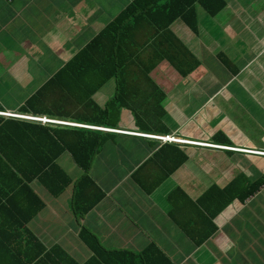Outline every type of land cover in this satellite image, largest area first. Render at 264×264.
<instances>
[{"label": "crops", "instance_id": "0c3cea01", "mask_svg": "<svg viewBox=\"0 0 264 264\" xmlns=\"http://www.w3.org/2000/svg\"><path fill=\"white\" fill-rule=\"evenodd\" d=\"M124 12L126 45L113 34L74 64ZM188 53L198 66L183 76L170 59ZM118 69L152 72L120 79ZM39 92L41 113H20ZM72 103L87 119L66 113ZM252 105L264 113V0H0L1 112L116 131L100 130L85 172L69 149L57 151L53 133L69 140L85 128L26 121L42 126L18 138L9 121L21 119L0 114V264H264V186L220 211L208 200L212 186L264 174V156L251 152L264 151V127L241 120L260 119ZM159 130L199 145L130 134ZM220 133L230 144L214 141ZM52 163L69 178L57 194L50 188L64 176L16 169Z\"/></svg>", "mask_w": 264, "mask_h": 264}, {"label": "trees", "instance_id": "16d2710c", "mask_svg": "<svg viewBox=\"0 0 264 264\" xmlns=\"http://www.w3.org/2000/svg\"><path fill=\"white\" fill-rule=\"evenodd\" d=\"M128 12H124L121 17H119L116 21L110 24V26L103 31V33L95 39L86 49L84 52H82L80 55H78L74 60L73 63H77L78 61H81L85 56L90 55V51L100 43V41H104V39L111 38L113 39V34H117L118 38L120 39L119 41L123 45H126V38L122 37L120 35L121 31L120 29L124 27V30L127 29L128 23L124 22L125 17L127 16ZM127 18V17H126ZM126 23V24H125ZM185 57H189L190 60H187L186 58L183 59L182 62H176L173 58L170 59L171 63L173 66L183 75V76H188L190 73H192L195 68L198 66V61H195L193 58V55L191 53L186 54ZM110 58V55L109 57ZM194 61V68L191 67L192 60ZM115 60V57L113 61ZM152 69H148L147 71L144 72H137V71H131L129 69H118L114 71V76L120 78V79H131V78H140V77H145L147 79H150V72ZM111 74L108 76L103 77L102 75H99L98 73H94L91 75V78H109ZM163 94V93H162ZM42 92L37 93L34 95L27 103L26 106H24L22 109H20V113H27L29 111H34L37 112V109L39 108L40 102H37V99L41 97ZM132 111L133 108L131 107ZM1 112V109H0ZM41 113V112H37ZM162 113L165 114V109L162 108ZM58 117H64L62 114H57ZM135 122L138 124L140 130H151L149 126H143V119L139 118L138 115H134ZM0 120H3V118L0 117ZM147 120L148 122L155 124L152 122L151 118L144 119ZM87 122H101V121H90L86 120ZM103 123L100 124H109L106 123L105 121H102ZM10 125L11 123H18V138L20 136H25L28 135L25 132H22L21 130L24 129L25 127L29 126H42L39 124L35 123H30L26 122L23 120H10L9 121ZM75 123V122H74ZM85 125V124H84ZM100 127V126H98ZM166 130V129H165ZM159 130V135H165L167 131ZM48 133V130H46ZM54 135L56 136V139H54V144L57 146V151L59 149H69L73 156L75 157L77 163L84 169L85 172H88L91 166V160L93 159L94 153L97 151V148L101 141L103 140V132L100 130H93V129H73L72 131L70 130V139L68 140L67 137L63 136L66 135V133L62 132H53ZM170 135V134H169ZM173 135V134H171ZM75 136V137H73ZM78 136V137H76ZM87 137L86 139H81L83 137ZM183 139L182 137H178ZM186 140V139H185ZM214 141L220 142V144H230V141L226 139L221 133L217 134L214 138ZM227 147V146H224ZM231 148V147H228ZM223 150V149H222ZM228 151H233L229 150ZM238 152V151H236ZM260 152V151H259ZM264 152V151H261ZM85 155V156H84ZM254 155H259V154H254ZM183 159L186 161L187 155L184 153L182 154ZM16 169L18 170V173L22 175H32V174H41L44 176H49L53 177L56 180H59L61 176H64V181L54 188H50L55 194L59 193L64 187L68 184L69 178L67 174L56 164L52 163L46 166V164H22L16 166ZM244 182V183H243ZM264 186V174L260 175L257 177V179H254L253 181H248V178L245 177L243 174H238L234 178H232L227 184L222 186L221 188H218L216 186H212L209 189L210 195L208 197V200L211 205H215L218 209L216 211H220L221 207H225L228 205L230 202H232L234 199H238L240 201H244L245 199L251 198L253 195H255L262 187ZM212 190H216L218 193L216 195L212 194ZM81 191V187H78V191L75 195V198H73V208L75 212H78L80 210V205H79V199L80 196L78 194ZM215 198V202H214ZM202 199H205L202 198ZM221 206V207H220ZM82 213V212H81ZM89 237L92 238L93 235H91L89 232ZM89 238V239H90ZM88 239V240H89ZM94 248V246H92Z\"/></svg>", "mask_w": 264, "mask_h": 264}, {"label": "built area", "instance_id": "2783aa9c", "mask_svg": "<svg viewBox=\"0 0 264 264\" xmlns=\"http://www.w3.org/2000/svg\"><path fill=\"white\" fill-rule=\"evenodd\" d=\"M0 114L5 115V116H15V117H18V119H21L24 121L37 122V123H42V124H62V125L78 126V127L86 128V129L116 132L113 129H109V128H105V127H96V126L71 123V122H66V121H58V120H53V119H49L46 117L32 116V115H27V114H13V113H8V112H0ZM130 134H132V133H130ZM134 134H140V133H134ZM143 135L146 138L153 139V140H156V141H159L162 143H178V144H196V145H199L196 142L181 139V138L176 137L175 135H150V134H143ZM204 146L210 147V148H218V149H231L228 147L217 146V145H212V144H204ZM232 150L245 152L244 150H239V149H234V148H232ZM251 152L253 154H259V155L264 156V152H259V151H251Z\"/></svg>", "mask_w": 264, "mask_h": 264}, {"label": "rangeland", "instance_id": "374dc122", "mask_svg": "<svg viewBox=\"0 0 264 264\" xmlns=\"http://www.w3.org/2000/svg\"><path fill=\"white\" fill-rule=\"evenodd\" d=\"M126 18V17H125ZM124 18V19H125ZM126 23H128V22H126ZM125 23V24H126ZM162 58L159 56L158 57V59H157V61L158 60H161ZM152 61H153V59H152ZM152 72V71H151ZM151 72H150V74H151ZM80 105H81V103H72V104H70V109H69V111H66V113H70V114H72V115H76V116H79V117H81V118H86L87 119V117L85 116V113H83L82 112V109H81V107H80ZM252 107V109H254V111H257L258 112V114H256V116H258V117H260V119H257V121H255V119H254V121L253 120H251L249 117H245V118H241V120H243L244 122H248V121H250V123H249V125H258L259 127H264V118H263V116H264V113L263 112H259L260 111V107H258V106H256V105H252L251 106ZM209 113L208 112H201V114L199 115V118H201V117H204V116H207ZM81 120H83V119H81ZM240 119H238V121L236 120L235 121V124H236V126H239V124L240 125H244L245 123H243L242 121H241ZM85 121V120H84ZM220 121H222V119L221 118H218V117H216L215 119H214V123H213V128H216L217 126H219L220 125ZM72 123V122H71ZM260 129V128H259ZM144 133H140V134H131V135H133V136H137V137H141V138H146L144 135H143ZM150 135H155V134H150ZM257 136L259 137L257 140H256V143H257V145L259 146V148H262V149H264V130H263V132L261 133V136H263L262 138H260L261 136H259L258 134H257ZM146 139H148V138H146ZM208 139V138H207ZM226 158L227 157H222V160L223 161H225L226 160ZM245 177H247L248 178V181H253L254 179H251V177L250 176H248V175H245Z\"/></svg>", "mask_w": 264, "mask_h": 264}, {"label": "clouds", "instance_id": "9594fccd", "mask_svg": "<svg viewBox=\"0 0 264 264\" xmlns=\"http://www.w3.org/2000/svg\"><path fill=\"white\" fill-rule=\"evenodd\" d=\"M218 146V145H217ZM261 152V151H260Z\"/></svg>", "mask_w": 264, "mask_h": 264}]
</instances>
